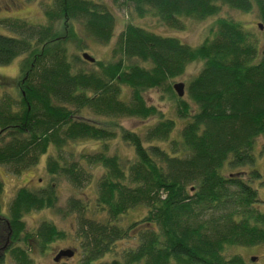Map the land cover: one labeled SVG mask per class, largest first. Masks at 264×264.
I'll use <instances>...</instances> for the list:
<instances>
[{"label":"trees","instance_id":"obj_1","mask_svg":"<svg viewBox=\"0 0 264 264\" xmlns=\"http://www.w3.org/2000/svg\"><path fill=\"white\" fill-rule=\"evenodd\" d=\"M222 6L245 13L255 9L264 31V0H55L45 16L52 24L72 20L64 39L49 24L7 23L12 34H0V65L21 55L25 59L17 80L20 101L0 98V165L20 173L53 147L57 156L47 155L46 171L77 189L90 181L86 166L99 168L95 209L104 214L103 219L89 217L88 201L76 196L58 206L53 183L37 190L18 188L3 214L0 182V228L6 226L13 242L14 264H32L33 246L43 248L65 236L50 220L24 232L23 216L40 209L76 214L80 264H247L240 255L226 257V250L264 245V202L256 189H264V178L254 152L256 139L264 135V52L258 59L256 34L220 16L209 36L192 46L131 19L133 14L153 16L161 25L183 30L184 19L204 20ZM114 7L130 9L113 46L117 58L95 59L97 68L90 71L75 66L80 59L68 60L66 44L68 37L79 41L73 22L87 37L108 43L116 26ZM196 60L203 67L185 87L196 107L191 111L167 82ZM151 88H164L176 99V119L183 123L174 138L175 118L144 99L143 91ZM86 109L109 119L157 118L138 134L112 121L110 128L93 125L84 117ZM114 126L132 147V158L108 152L105 140L116 136ZM86 138L101 141L102 148L79 151L77 159L65 162L61 152L68 142ZM244 167L249 170L233 171ZM138 207L147 210L140 220L119 224ZM132 231L137 245L103 261Z\"/></svg>","mask_w":264,"mask_h":264},{"label":"rangeland","instance_id":"obj_2","mask_svg":"<svg viewBox=\"0 0 264 264\" xmlns=\"http://www.w3.org/2000/svg\"><path fill=\"white\" fill-rule=\"evenodd\" d=\"M55 0H0V34L10 35L12 34L11 29L8 27L7 23L18 19L20 21H25L31 25H51L57 31L63 39L69 32L68 22L72 20L65 21L62 19H55L53 24L45 16L47 10H52ZM109 6H111L109 4ZM126 7H114V12L116 16V26L113 32V36L108 43H101L95 41L92 37H87L81 26L73 22V29L76 31L79 41L68 40L67 45V57L68 60H72L73 56H78L80 61L75 63V66L82 68L83 70H93L96 69L95 63H90L81 58L83 52L88 53L96 60L99 61H111L115 60L117 57H113V46L117 39L118 34L122 31L125 20L130 17ZM224 16L227 18H232L244 25V29L250 30L256 34L257 47H258V59L262 52H264V31L258 27V16L256 10H252L249 13L240 12L238 10H233L227 6H222L221 11L217 15H212L204 20L195 21L190 19H184L185 28L183 30H176L161 25L158 20L153 16H146L144 18H138L133 14L134 23L140 25L152 32H155L164 36H173L180 39L182 42L188 43L192 46L199 45L204 38L209 36V30L212 27L214 21L217 17ZM51 23V24H50ZM25 56L21 55L16 57L13 61L6 65H0V98L4 96H9L12 101L16 103L20 101L21 89L17 85V80L20 79V66L22 60ZM135 62H139L136 61ZM141 63V62H139ZM203 61L196 60L192 61L185 67L181 75L168 80L167 85L173 86L174 83L182 82L184 85L183 98L190 104V110H195L196 107L187 99L186 95V85L192 80V78L202 69ZM128 89L123 88V93L128 94ZM143 96L148 105H153L157 107L164 113V116L172 118L176 121V126L174 127L171 137L176 136L179 133L183 121L181 119H176L175 104L176 99L171 96L164 88H151L143 91ZM17 105L14 106V109ZM17 110V109H16ZM84 117L88 122L97 126H105L110 128V123H118L120 126L127 130H132L138 134H142L146 127L153 124L157 117L150 119H134V118H107L102 115H96L92 110L86 109L84 112ZM154 119V120H153ZM113 126V125H112ZM114 130L117 132L116 136L111 139H106V147L109 153L117 154L120 158H132L133 149L126 142L120 139L118 134L119 128L114 126ZM174 133V134H173ZM101 141L92 139H78L68 144L64 147L61 152L64 157L65 162L72 161L73 157L78 158L79 151L92 152L95 149H101ZM264 145V135L259 136L254 144V152L258 156L257 158V168L260 170L264 178V152L261 154V147ZM101 147V148H100ZM49 152L39 159V163L35 166L29 167L20 173L12 172L10 166L0 165V182L3 185V190L1 193V210L3 214H7L8 204L13 198L15 192L20 187H26L31 190H37L40 187L49 185L53 183L55 192L58 195V206L63 207L66 199L69 196L81 197V199L88 201L90 212L89 217L94 218H104V214L98 213L95 209V191L96 182L98 177L101 175L102 171L99 168H93L86 166V170L91 173L90 181H88L83 187L77 189L73 187L68 181L65 180L60 175L51 176L48 174L45 168V160L47 155L57 156V151L53 147H50ZM70 152H74L70 154ZM76 154V155H75ZM62 161V160H60ZM248 167L234 169V172L248 171ZM256 184V183H255ZM259 198L264 202V189L262 186H257ZM260 210L264 212V204L260 206ZM93 211V212H92ZM147 210L144 207H138L127 212L124 217L121 218L119 224L122 226H128L132 221L140 220ZM42 220H50L55 225V227L64 232V238H57L49 243H47L43 248L40 246H33V249L29 251L30 257L32 258V264H80L81 260V250L79 248L78 240L76 238V214L67 213L63 214L57 209H40L31 210L23 216V221L25 223L24 232H33ZM8 231L6 226L0 228V249L5 244ZM129 238H124L115 242L112 246L113 252L111 254L103 257L104 260H112L114 256L120 257L122 252L129 248H134L138 239L135 237V231L130 232ZM16 245L26 247L24 242H15ZM61 249H75L74 255L71 257H61L59 260L55 261L54 257ZM1 253V250H0ZM234 254L240 255L244 262L247 264H264V245H256L252 247H230L226 250L225 256L229 257ZM254 260H251V258ZM64 258V261L60 262ZM12 257L10 258L9 251L5 255L4 260L0 264H14Z\"/></svg>","mask_w":264,"mask_h":264},{"label":"water","instance_id":"obj_3","mask_svg":"<svg viewBox=\"0 0 264 264\" xmlns=\"http://www.w3.org/2000/svg\"><path fill=\"white\" fill-rule=\"evenodd\" d=\"M258 27L262 30L263 29V26L261 23H258ZM81 58L87 62H90V63H94L95 62V58L92 57L91 55H89L88 53L86 52H83L81 54ZM173 89L174 91L176 92V94L179 96V97H182L183 94H184V85L182 82H178V83H174L173 84ZM73 256V251L70 250V249H66V250H59V252H57V254L55 255L54 257V260L57 261L59 260L61 257H71ZM251 260H254V258L252 257Z\"/></svg>","mask_w":264,"mask_h":264},{"label":"flooded vegetation","instance_id":"obj_4","mask_svg":"<svg viewBox=\"0 0 264 264\" xmlns=\"http://www.w3.org/2000/svg\"><path fill=\"white\" fill-rule=\"evenodd\" d=\"M13 245V242L10 241L9 235L7 234L5 244L1 247V253H0V261L4 260L5 255L9 251L10 247ZM66 250V249H61ZM75 253V252H74ZM74 255V254H73ZM64 261V258L60 260V262Z\"/></svg>","mask_w":264,"mask_h":264}]
</instances>
